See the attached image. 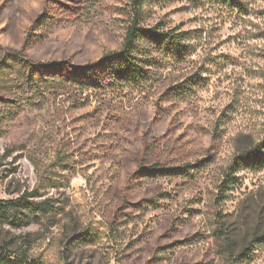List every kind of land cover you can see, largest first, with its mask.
Instances as JSON below:
<instances>
[{"label":"rangeland","instance_id":"374dc122","mask_svg":"<svg viewBox=\"0 0 264 264\" xmlns=\"http://www.w3.org/2000/svg\"><path fill=\"white\" fill-rule=\"evenodd\" d=\"M235 1L0 0V201L33 202L0 218V246L44 264H264V170H229L264 141V0ZM135 21L189 38L181 56L139 41L140 86L109 64L32 81L9 56L85 68Z\"/></svg>","mask_w":264,"mask_h":264},{"label":"trees","instance_id":"16d2710c","mask_svg":"<svg viewBox=\"0 0 264 264\" xmlns=\"http://www.w3.org/2000/svg\"><path fill=\"white\" fill-rule=\"evenodd\" d=\"M223 3H230V6L242 9L235 0H222ZM144 0H137V6H142ZM188 34H175L173 32L161 33L157 32L156 29H145L141 28L137 21L132 24L127 31L125 42L120 51H115L109 53L100 63L88 65L85 68H77L72 64H41L29 62L27 59L22 57V54H10V59H13L16 62H20L23 67L27 70L28 77L32 79L39 78V82L44 80L47 73L55 72L62 67H65L69 70H76L78 72H83L89 76V78L94 82L97 78H93V74L99 73V70L103 67L104 64H109L111 66V79L112 83L115 85H127V86H140L146 80V67L151 64L149 61H143L139 57L135 56L138 52L137 45L141 40H146L150 42H155L159 44V47L166 51L167 53H172L173 55L181 56L186 53V48L188 47L185 44L188 41ZM163 53V52H161ZM171 54V55H172ZM8 63L6 60L0 62V74L8 68ZM41 81V82H42ZM118 83V84H116ZM195 83L188 87V90H193ZM183 92V90H182ZM191 165H186L181 168L165 169L160 170L161 176H174V177H189L191 176ZM240 169H249L253 171L264 170V141L259 144L256 148L250 151H245L241 155L235 157L234 162L229 166V170L232 174H236ZM149 174H155L154 170H148ZM231 176H227V179L221 186V195H225L229 191L232 185ZM31 196H23L11 201H0V218L9 220L8 215L14 211L22 210L31 211L33 202L30 200ZM15 219L18 220V216H15ZM264 242V234L256 238L253 243L261 244ZM253 247V246H251ZM250 248H247L242 251L241 256L246 259H250ZM0 264H44L40 259L31 257L27 253L23 252H11L0 246Z\"/></svg>","mask_w":264,"mask_h":264}]
</instances>
